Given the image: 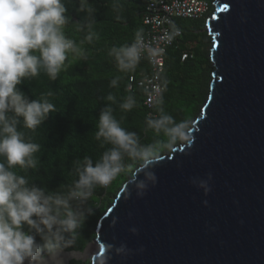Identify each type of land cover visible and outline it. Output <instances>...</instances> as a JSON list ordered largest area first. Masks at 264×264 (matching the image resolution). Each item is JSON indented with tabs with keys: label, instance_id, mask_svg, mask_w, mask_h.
<instances>
[{
	"label": "water",
	"instance_id": "obj_1",
	"mask_svg": "<svg viewBox=\"0 0 264 264\" xmlns=\"http://www.w3.org/2000/svg\"><path fill=\"white\" fill-rule=\"evenodd\" d=\"M212 1L214 70L194 143L122 184L99 220L92 264H264V0ZM150 171L157 183L140 197L132 181Z\"/></svg>",
	"mask_w": 264,
	"mask_h": 264
},
{
	"label": "trees",
	"instance_id": "obj_2",
	"mask_svg": "<svg viewBox=\"0 0 264 264\" xmlns=\"http://www.w3.org/2000/svg\"><path fill=\"white\" fill-rule=\"evenodd\" d=\"M151 1L63 0L70 17L63 32L76 42L80 53H68L66 70H61L56 80L50 79L42 69L38 76L26 79L19 86L30 100L43 98L55 105V111L34 131L24 128L21 118L18 130L27 141L39 144L40 151L34 156V168L17 166L13 171L28 180V187L41 188L46 195L67 200V205H52L58 216L63 217L66 211L79 216L81 227L72 245L58 242L63 251H82L94 240L99 220L118 190L144 163L139 156L121 150V171L111 184H93L84 189L89 193L85 197L69 196L70 192L81 191L76 188V182L83 172L84 158L90 157L95 166L103 153L114 147L103 138L96 139L101 111L111 108L121 127L137 134L138 148L151 146L161 155L173 148L165 129L187 121L190 130L207 100L214 67L209 56L212 41L205 22L214 11L212 0L209 11L201 18H174V26L182 30V35L167 50L161 76L165 90L152 111L154 116H149L144 104L146 91L138 85L143 74L150 72L147 58L140 59L132 70L120 71L115 58L109 55L112 47L130 45L137 33L140 38L147 33L143 17ZM89 34L93 35L91 42L85 38ZM185 53L192 57L182 60ZM131 77L136 79L133 89H129ZM113 80L117 81L115 86L111 85ZM109 95L114 99L108 100ZM129 97L134 100V106L124 110L121 105ZM165 116L173 119L159 128L148 123ZM23 230L43 243L35 230L27 225ZM46 256L47 253L41 258Z\"/></svg>",
	"mask_w": 264,
	"mask_h": 264
},
{
	"label": "clouds",
	"instance_id": "obj_3",
	"mask_svg": "<svg viewBox=\"0 0 264 264\" xmlns=\"http://www.w3.org/2000/svg\"><path fill=\"white\" fill-rule=\"evenodd\" d=\"M67 12L63 0H0V264H36L45 253L56 261L63 252L58 242L71 246L81 227V220L74 211H66L60 217L52 207L53 204L67 205V200L46 195L41 188L28 187V180L13 171L17 166L34 168V156L40 151L39 144L27 141L18 130L21 118L23 127L34 131L55 111L53 103L43 98L30 100L19 86L26 79L38 76L42 69L50 79L56 80L61 70H66L68 53H80L76 42L63 32L70 21ZM85 38L91 42L93 35ZM143 52L137 33L135 42L112 47L109 55L115 58L120 71H129L136 67ZM209 56L211 60L210 52ZM116 83V80L111 81L112 86ZM107 99L111 101L114 97L109 95ZM133 106L134 100L129 97L121 108L130 110ZM172 119L165 116L148 123L159 128ZM165 130L172 147L185 140L189 146L194 143L187 121L174 123ZM101 138L114 147L105 151L95 166L90 157L84 158L83 172L76 182V188L81 191L70 192L71 198L87 196L89 193L84 189L93 184H111L121 171V150L139 156L149 168L160 159L151 146L137 147V134L121 127L111 108L100 113L96 139ZM208 179L211 180L210 175ZM132 183L137 186V195L142 197L149 183L155 186L157 177L150 171L141 179L138 172ZM193 183L205 194L211 191L207 181ZM24 225L35 230L43 243L37 241L36 235L25 232ZM119 251H123V246ZM92 259L93 255L91 264Z\"/></svg>",
	"mask_w": 264,
	"mask_h": 264
},
{
	"label": "built area",
	"instance_id": "obj_4",
	"mask_svg": "<svg viewBox=\"0 0 264 264\" xmlns=\"http://www.w3.org/2000/svg\"><path fill=\"white\" fill-rule=\"evenodd\" d=\"M209 0H152L147 6L143 22L147 26V33L140 38L144 52L142 58H147L150 72L143 74L138 85L146 91L145 106L152 114L165 88L161 76L165 68L167 49L173 45L182 30L174 26V18L198 19L209 11ZM191 54L185 53L184 60ZM136 79L130 78L129 89H133ZM108 186V185H107Z\"/></svg>",
	"mask_w": 264,
	"mask_h": 264
},
{
	"label": "rangeland",
	"instance_id": "obj_5",
	"mask_svg": "<svg viewBox=\"0 0 264 264\" xmlns=\"http://www.w3.org/2000/svg\"><path fill=\"white\" fill-rule=\"evenodd\" d=\"M95 250L96 244L92 241L82 251H63L56 261L51 259L49 255L45 258L40 257L36 264H91Z\"/></svg>",
	"mask_w": 264,
	"mask_h": 264
}]
</instances>
